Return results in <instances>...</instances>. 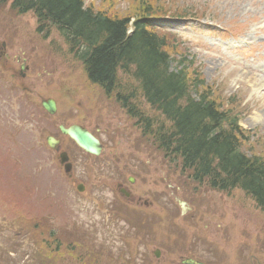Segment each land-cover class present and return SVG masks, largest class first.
<instances>
[{
  "label": "rangeland",
  "instance_id": "374dc122",
  "mask_svg": "<svg viewBox=\"0 0 264 264\" xmlns=\"http://www.w3.org/2000/svg\"><path fill=\"white\" fill-rule=\"evenodd\" d=\"M140 1L86 0L96 8L109 2L121 13L135 11ZM152 1L166 14L199 18L158 20L159 28L182 42L171 49V58L191 61L224 103L233 95L249 139L245 150L264 154V0ZM36 26L33 13L18 15L8 2L0 5V41L9 56L0 54V264L145 263L153 247L138 219L126 210L120 215L113 192L117 182L135 199L160 198L155 204L165 215V230L156 236L165 260L160 264H179L182 255L199 256L206 264H264V213L253 201L240 190L225 194L193 182L179 160L168 161L115 100L116 92L136 91L133 103L159 117L141 99L130 73L118 71L117 89L108 98L87 80L57 31L51 27L43 38ZM243 39L248 47H242ZM18 56L29 67L23 79L17 77ZM15 72L17 81H7ZM49 96L57 101L51 120L38 104ZM60 120L85 126L104 148L102 155L89 156L62 136L73 179L86 185L83 194L74 190L44 143L46 135L58 133ZM103 159H110L106 171ZM129 176L135 178L132 185ZM178 201L188 207L184 214Z\"/></svg>",
  "mask_w": 264,
  "mask_h": 264
},
{
  "label": "trees",
  "instance_id": "16d2710c",
  "mask_svg": "<svg viewBox=\"0 0 264 264\" xmlns=\"http://www.w3.org/2000/svg\"><path fill=\"white\" fill-rule=\"evenodd\" d=\"M6 2L18 15L33 13L43 38L54 28L87 80L108 98L117 89L118 71L130 73L144 103L160 115L142 112L133 103L136 91L115 93L121 108L142 125L143 136L168 161L179 160L197 185L225 194L240 190L264 213V154L245 150L249 139L237 123L241 115L233 95L224 103L191 61L172 59L170 51L181 41L154 25V18L189 13L166 14L152 0L125 13L109 2L100 8L86 0H0V5Z\"/></svg>",
  "mask_w": 264,
  "mask_h": 264
},
{
  "label": "water",
  "instance_id": "95a60500",
  "mask_svg": "<svg viewBox=\"0 0 264 264\" xmlns=\"http://www.w3.org/2000/svg\"><path fill=\"white\" fill-rule=\"evenodd\" d=\"M42 108L50 113L53 114L55 112V102L52 99L43 100L41 103ZM62 134L67 135L70 137L73 142L82 150H84L87 153L98 155L101 150V145L99 141L85 128L79 126V125H70L68 127H59ZM47 145L52 149H57L58 141L48 137L46 139ZM60 162L61 164H64V170L65 172L70 171L71 165L69 163H65L67 161V156L65 153L60 154ZM78 189H80V186H78ZM182 207L184 206V203H181ZM183 264H202L201 262H197L192 259H184L182 261Z\"/></svg>",
  "mask_w": 264,
  "mask_h": 264
},
{
  "label": "flooded vegetation",
  "instance_id": "af4514ba",
  "mask_svg": "<svg viewBox=\"0 0 264 264\" xmlns=\"http://www.w3.org/2000/svg\"><path fill=\"white\" fill-rule=\"evenodd\" d=\"M110 156L111 155L109 154L107 157L110 158ZM108 160H110V159H103L102 163L100 164L103 171L107 170V165L105 163H107ZM127 181H128V179H127ZM118 184L122 186V184H120V183H117V186H118ZM121 186L119 188L117 187L119 193H120V190H124V192H129L126 187L122 188ZM120 195H123V194L120 193ZM128 200L133 201V198L131 197V195L128 198ZM158 200L160 201L159 197L158 198L153 197V200H151L149 203L145 204L144 201H141V204H140V198H138L137 199L138 203H135V204L138 205V207H141V205H142V207L146 210L147 213L138 212L135 214L136 218H134V219H138L140 224L143 226V229L145 230V236L148 237L147 238L149 240L148 243L151 245V247L157 246L158 248L161 249L162 246L160 244H156L157 230H161L159 228V225H161V215L159 212H157L155 210V204L157 203ZM123 206H124V204H123ZM119 211L123 215L125 214L124 207H119ZM189 256L196 258L195 255H189ZM152 258H155V256L154 255L145 256V258H144L145 263H143V264H159L160 263L159 259H152Z\"/></svg>",
  "mask_w": 264,
  "mask_h": 264
}]
</instances>
